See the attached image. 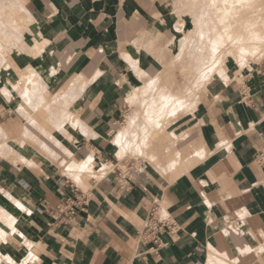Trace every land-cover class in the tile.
Returning <instances> with one entry per match:
<instances>
[{"label": "crops", "instance_id": "obj_1", "mask_svg": "<svg viewBox=\"0 0 264 264\" xmlns=\"http://www.w3.org/2000/svg\"><path fill=\"white\" fill-rule=\"evenodd\" d=\"M174 1L16 0L21 39L0 67V131L10 141L0 153V208L15 217L14 228L0 219L5 258L264 264V58L214 75L194 111L177 119L185 135L176 149L149 154L155 159L121 187L129 162L113 134L143 85L139 74H160L184 36ZM11 6L0 0L6 14ZM83 196L75 214L58 211ZM153 213L178 228L159 248L141 237Z\"/></svg>", "mask_w": 264, "mask_h": 264}, {"label": "rangeland", "instance_id": "obj_2", "mask_svg": "<svg viewBox=\"0 0 264 264\" xmlns=\"http://www.w3.org/2000/svg\"><path fill=\"white\" fill-rule=\"evenodd\" d=\"M174 2L175 3L173 5V16H174V20H176V22H175V28L178 31H182L180 33L181 35H186L189 32L188 30L194 28L195 24L193 22V19H192L191 14H189L187 12L188 8H186V6H184V2L185 1L184 0H175ZM15 4H16V0H12V6L9 7L10 11L7 14L5 13V10L7 9V7H1L0 8V16H2L0 18V20H1V22H0V67L5 63L7 53L11 49V44L12 43H16L17 44V43H19V41L21 39L20 36H19V33H17L15 31L16 28H18L19 26H22V23L18 22V20L16 19V18H19V17L14 18V16H18L19 15V12H18L17 8L14 6ZM184 11H186V13ZM10 15H12V17ZM12 20H13V22H12ZM19 20H21V19L19 18ZM184 21H185V26H184ZM179 25L182 28H179ZM183 38H184V36L182 38H180V40H176L173 43L172 47L169 50H167L166 53H167L169 62H167V64L165 65V69L160 74H158L156 76H150L148 73L147 74H144V72H141L139 74V76H140V78H141V80L143 82V85L140 86V87H138L136 89V91L133 93V95L135 96V97L133 96L134 97V100L130 103V106L128 107V111L126 112V117L124 118L122 124L120 125V129H119V131H120L123 127H125V125L128 124L127 122L129 120L127 118H128V116H131L129 118H133L132 120H134L133 129L131 131H134L135 130L132 133H135V132L136 133H135V135H132V133H131V135L128 137V139H127V144L128 145L127 144L125 145L126 148L122 152V155L120 154L121 150L119 149L120 150V152H119V158H120V160L123 159V158H125L129 163L133 162L135 165L139 166V168H142V165H144V163H151L149 160H154L155 159V158L149 157V154L155 153V154L159 155L162 152L164 153L165 150H168L169 153L173 152L176 149V142H177V140L179 138H181V137H184V135H185L184 132L183 133H178L175 130L177 119L179 117H181V116H184L185 114H188V113L194 111V109L196 108L197 103L199 101V98H198L199 97V94H200V92L203 89L206 88V86H207L208 82L210 81V79H212V77H214V75L218 74V71H219L220 74H221V72H223L222 74L226 73L228 71L229 67H238V69H239L238 73H242L246 68H249V66L252 63L251 62L252 58L255 59V57H256V56H254L252 58H249V57L253 56V54L246 52V56L248 54V57H247L248 59L246 61H243L246 58V57H244L245 56L244 55L245 52H240L239 51V52H237L235 54L239 55L238 53H240V56L243 54L242 56L244 57V59L241 58L242 56L239 57V56H237V55L234 54L236 57L234 55H231L232 59L230 60L231 63H229V65H224V64L220 63V61H217V62H214V63L210 64L209 65V67L211 66L210 68L207 67V66H206L205 69L203 68L206 72L204 70H201V69H198L196 71V69H195L190 74H186L185 71H184V66H182V63H180V58L182 56H184V50H182L183 53L180 50V48H181V41H182ZM166 49H168V48L166 47ZM210 52L213 53V51H210ZM210 57H213V56L210 55ZM233 57H235V59H238L237 57H239L240 60L238 59V61H237ZM263 57H264V55H263ZM255 60H252V61H255ZM258 60L260 61L261 59H257V61ZM176 62H177V64H176ZM216 63H218V64H216ZM221 64H222V66H219ZM212 65H214L215 69H214V67ZM217 65H218V67H216ZM180 69H181V71H180ZM167 70H169V71H167ZM215 70L217 72H215ZM176 71H178V72H176ZM212 72H215V73H213V76H211L212 75ZM200 73H201V75H200ZM205 74H206V76H205ZM209 74H211V75H209ZM171 75H172L173 78L171 77ZM31 77H33L35 80L41 78V76L34 69H32V75H31ZM169 77L171 78L170 80H171V83L172 84L170 83ZM158 78L160 79V81L159 82L157 81L158 82V84H157L156 83V80ZM195 78H197V79H195ZM208 78H209V81H208ZM165 79H167V80H165ZM175 82H176V84L179 87H177V85L175 84ZM192 82L193 83L195 82V83L193 84ZM151 84H153L155 86H153ZM180 84H181V86H180ZM198 84H200V85H198ZM151 86L154 87V88H152ZM180 88H182V89H180ZM147 89L149 90V92H148ZM164 89H166V90L164 91ZM158 90H160L161 92L158 91ZM168 90L171 93H172V91H173V93L176 92V91H178V93L176 92V93H174V95H176V97H178L181 100L182 104H184L183 107L181 106V108L180 107H175V110L177 112L174 111V107H172L173 106L172 101H171V103H169V105H168V103L165 104V102H164V99H165L164 98V94L166 92H169ZM198 92H199V94H198ZM158 93H159V95H157ZM179 93H181V94H179ZM187 93H189V94H187ZM190 93H191V95H190ZM154 94H156V95H154ZM196 94H198L197 97H195ZM152 95H153V97H152ZM160 95H162V96L160 97ZM187 95H189V97ZM154 98H155V100H154ZM147 100H149L150 102L147 101ZM134 101L136 102V104H135ZM162 102H164L162 104L164 106L160 105ZM186 103H188V104H186ZM146 104L149 105V106L151 105V106L150 107L149 106H146ZM135 105H136V107H135ZM165 105H168V106H165ZM170 105H171L172 108L170 107ZM142 106H143V108H142ZM161 106H162V109H161ZM184 107H186V108L184 109ZM135 109H136V111H135ZM137 109H138V111H137ZM167 109H169V110H167ZM182 110H184V113H183ZM135 112H136V114H135ZM165 112H166V114H164V116H162V114L165 113ZM132 113H133V115H130ZM137 113H138V116H137ZM146 113H148V114H146ZM168 113H169V116L167 115ZM140 114H141V116H140ZM134 115H136L135 118L132 117ZM160 116L163 117V118L165 117V118L164 119L163 118H160ZM166 117H167V119H166ZM158 119H160V120H158ZM148 122L151 125H149ZM161 122H167V124H169V128L166 129V130H164V131L161 130L162 129V127H160ZM158 123H160V124H158ZM145 124L148 125V126L146 127ZM157 126H158V128H157ZM142 127L144 129L141 130ZM138 128H140V129H138ZM149 128H150V130H149ZM143 130H144V132L141 133V131H143ZM154 130L157 131V132L159 131V133H158L159 135H157L155 141L150 145V144H148L149 143V137H151V134L154 133ZM143 133H145L146 135L143 134ZM113 135L115 137L116 132H114ZM132 136H133V138H132ZM136 137L137 138L140 137L138 140H142V141H140V142L137 141V138ZM147 137H148V139H147ZM134 138H135V140H134ZM129 139H131V140H129ZM7 141H9V140L7 138H4L3 133L0 131V153H2V151L5 150V147L4 146H5V143ZM132 142L134 143V146H133V143ZM138 142H139V144H138ZM170 143H173V144L170 145ZM135 145L136 146L139 145L140 150H139L138 147H137L138 149L137 148H134ZM144 145H146L148 147L145 148ZM125 152H126V154H125ZM133 152H134V154H133ZM121 168L126 169L127 168V164H125V163L123 164L122 163L121 164ZM4 209H5L4 207H1L0 208V219L3 220L4 222H6L11 227L14 228V220H15V217H13V216H5L3 214ZM5 235H6V232L0 226V239H3L5 237ZM5 259H7L9 261H12L14 264H20L18 262H15L14 260H12L10 257L5 258L4 255L2 254V252L0 251V264H5Z\"/></svg>", "mask_w": 264, "mask_h": 264}, {"label": "bare ground", "instance_id": "obj_3", "mask_svg": "<svg viewBox=\"0 0 264 264\" xmlns=\"http://www.w3.org/2000/svg\"><path fill=\"white\" fill-rule=\"evenodd\" d=\"M184 6H186V8H188L187 12L189 14H191L193 22L195 24L193 29L188 30V34L184 35V38L181 41V48L180 50H184V56H182L180 58V63H182V66H184V71L186 74H190L193 70L196 69V71L198 69L204 70L207 67H209L210 64L220 61V63L224 64V65H229V63H231V55H234L237 52H245L244 53V57L246 61L248 58V54L246 56V52L247 53H251L253 54V56L249 57L252 58L254 56L255 59L252 58V60L257 61V59H262L263 55H264V0H184ZM175 3V2H174ZM173 3V5H174ZM186 10V9H185ZM186 13V11H184ZM184 26H185V21H184ZM179 28L180 27L179 25ZM172 41V40H171ZM169 43V42H168ZM171 43V42H170ZM169 45V44H168ZM167 45V46H168ZM210 51H213L210 52ZM183 53V51H182ZM216 54V55H215ZM239 57L240 53H238ZM250 54V55H251ZM213 56V57H210ZM234 55V56H235ZM249 55V56H250ZM215 56V57H214ZM236 57V56H235ZM235 57H233L235 59ZM239 57H237L239 59ZM244 57L242 56L241 58L244 59ZM264 58V57H263ZM238 59H235L238 61ZM240 60V59H239ZM251 60V62H252ZM259 61V60H258ZM177 64V62H176ZM218 64V63H216ZM215 64V65H216ZM219 65V66H222ZM177 66V65H176ZM214 67V65H212ZM211 67V66H210ZM209 67V68H210ZM218 67V65L216 66ZM204 68V69H203ZM222 68V67H221ZM183 69V68H182ZM213 69V68H212ZM215 69V67H214ZM219 69V68H218ZM223 69V68H222ZM221 69V70H222ZM227 69V68H226ZM170 70V69H169ZM167 70V71H169ZM172 70V69H171ZM181 71V69H180ZM195 71V72H196ZM200 71V70H199ZM205 71V70H204ZM210 71V70H209ZM214 71V70H213ZM224 71V70H223ZM178 72V71H176ZM206 72V71H205ZM208 72V71H207ZM215 72H217L215 70ZM212 75L213 76V73ZM198 73V72H197ZM223 72H221L222 74ZM173 74V73H172ZM176 74V73H175ZM174 74V75H175ZM203 74V73H202ZM218 74L220 75L219 71ZM168 75V74H167ZM166 75V76H167ZM173 75V76H174ZM183 75V74H182ZM201 75V73H200ZM196 76V75H195ZM206 76V74H205ZM172 77V75H171ZM183 77V76H182ZM185 77V76H184ZM198 77V76H197ZM203 77V76H202ZM162 78V77H161ZM173 78V77H172ZM176 78V77H175ZM178 78V77H177ZM210 78V77H209ZM208 78V81H209ZM213 78V77H212ZM159 79V78H158ZM156 80V83L158 84L159 80ZM171 78L169 77V80ZM197 79V78H195ZM167 80V79H165ZM176 80V79H175ZM211 80V79H210ZM158 81V82H157ZM200 81V80H199ZM205 81V80H204ZM155 83V82H154ZM171 83V80H170ZM181 83V82H180ZM193 83V82H192ZM195 83V82H194ZM193 83V84H194ZM209 83V82H208ZM161 84V83H160ZM172 84V83H171ZM176 84V82H175ZM174 84V85H175ZM186 84V83H185ZM153 85V84H151ZM177 85V84H176ZM200 85V84H198ZM202 85V84H201ZM155 86V85H153ZM166 86V85H165ZM173 86V85H172ZM181 86V84H180ZM204 86V85H203ZM206 86V85H205ZM152 87V86H151ZM157 87V86H156ZM155 87V88H156ZM168 87V86H167ZM177 87H179L177 85ZM197 87V86H196ZM154 88V87H152ZM151 88V89H152ZM164 88V87H163ZM194 88V87H193ZM150 89V88H149ZM168 89V88H167ZM182 89V88H180ZM148 90V89H147ZM166 89H164L165 91ZM172 90V89H171ZM191 90V89H190ZM141 91V90H140ZM160 91V90H158ZM169 91V90H168ZM180 91V90H179ZM195 91V90H194ZM149 92V90H148ZM153 92V91H152ZM157 92V91H156ZM161 92V91H160ZM163 92V91H162ZM178 93V91H176ZM174 92V93H176ZM151 93V92H150ZM155 93V92H154ZM165 93V92H164ZM173 91L172 93L166 92L164 94V102L165 104L168 103H173L174 107V111L175 107H183L184 104H182L181 100L176 97V95H174ZM183 93V92H182ZM181 94V93H179ZM189 94V93H187ZM199 94V92H198ZM198 94L195 95V97L198 96ZM156 95V94H154ZM159 95V93L157 94ZM191 95V93H190ZM134 95L132 94L130 96V98L128 99L129 103H131L134 100ZM162 95H160L161 97ZM189 97V95H187ZM151 97V96H150ZM153 97V95H152ZM186 97V96H185ZM184 97V98H185ZM194 97V98H195ZM199 98V97H198ZM158 99V98H157ZM163 99V98H162ZM161 99V100H162ZM137 100V99H136ZM155 100V98H154ZM195 100V99H194ZM149 101V100H147ZM152 101V100H151ZM135 102V101H134ZM150 102V101H149ZM164 102H162L160 105H162ZM189 102V101H188ZM153 103V102H152ZM196 103V102H195ZM136 104V102H135ZM145 104V103H144ZM150 104V103H149ZM156 104V103H155ZM188 104V103H186ZM165 105V106H168ZM191 105V104H190ZM196 105V104H195ZM144 106V105H143ZM142 106V108H143ZM146 106H149L146 104ZM151 106V105H150ZM149 106V107H150ZM164 106V105H162ZM161 106V109H162ZM136 107V105H135ZM148 107V108H149ZM171 107V105H170ZM171 107V108H172ZM189 107V106H188ZM192 107V106H191ZM145 108V107H144ZM166 108V107H165ZM186 107H184L185 109ZM152 109V108H151ZM155 109V108H154ZM153 109V110H154ZM159 109V108H158ZM170 109V108H169ZM167 109V110H169ZM178 109V108H177ZM148 110V109H147ZM136 111V109H135ZM138 111V109H137ZM151 111V110H150ZM163 111V110H162ZM184 113V110H182ZM160 112V111H159ZM172 112V111H171ZM177 112V111H176ZM139 113V112H138ZM137 113V116H138ZM162 113V112H161ZM136 114V112H135ZM148 114V113H146ZM160 114V113H159ZM165 113L162 114V116H164ZM173 114V113H172ZM130 115H133L130 114ZM161 115V114H160ZM169 116V113L167 114ZM175 115V114H174ZM141 116V114H140ZM148 116V115H147ZM166 116V115H165ZM167 116V117H168ZM131 116H128V124L125 125V127H123L118 134L114 137V143L117 144V146L120 148V150L118 152H120V154L122 155V152L124 151V149L126 148L125 145L127 144V139L128 137L131 135L132 132L131 131L133 129V123L134 120H132L133 118H129ZM132 117H136V115L132 116ZM143 117V116H142ZM151 117V116H150ZM166 117V119H167ZM146 118V117H145ZM160 118H163L160 116ZM165 118V117H164ZM163 118V119H164ZM137 119V118H136ZM153 119V118H152ZM145 120V119H144ZM160 120V119H158ZM138 121V120H137ZM143 121V120H142ZM139 122V121H138ZM145 122V121H144ZM136 123V122H135ZM149 123V122H148ZM154 123V122H153ZM138 124V123H137ZM144 124V123H143ZM160 124V123H158ZM140 125V124H139ZM142 125V124H141ZM146 125V124H145ZM149 125H151L149 123ZM153 125V124H152ZM136 126V125H135ZM148 125H146L147 127ZM145 127V126H144ZM151 127V126H150ZM153 127V126H152ZM156 127V126H155ZM160 127H162L161 130H166L169 128V124H167V122H161ZM135 128V127H134ZM158 128V126H157ZM136 129V128H135ZM140 129V128H138ZM144 129L143 127L141 128V130ZM148 129V128H147ZM146 130V129H145ZM150 130V128H149ZM139 131V130H138ZM140 132V131H139ZM144 132L141 131V133ZM150 132V131H149ZM161 132V131H160ZM136 133V132H135ZM135 133H132V135H135ZM159 131H155L154 133L151 134V137H149V143L148 144H152ZM145 134V133H143ZM142 134V135H143ZM146 135V134H145ZM138 136V135H137ZM141 137V136H140ZM139 137V138H140ZM146 137V136H145ZM133 138V136H132ZM137 138V137H136ZM139 138H137V141H142V140H138ZM145 139V138H144ZM148 139V137H147ZM131 140V139H129ZM135 140V138H134ZM138 142V144H139ZM133 143V142H132ZM144 143V142H143ZM142 143V144H143ZM147 144V143H146ZM147 144V145H148ZM128 145V144H127ZM134 146V143H133ZM143 146V145H142ZM145 148L148 147L146 145H144ZM132 147V146H131ZM139 148V145L136 146L134 148ZM137 148V149H138ZM140 150V148H139ZM145 150V149H144ZM117 152V153H118ZM126 154V152H125ZM134 154V152H133ZM118 155V154H117ZM122 157V156H121ZM92 159V155L90 157ZM89 158V159H90ZM88 160V159H87ZM87 163H89V161H85ZM86 163V165H87ZM83 164V163H82ZM81 167V166H80ZM87 167V166H86ZM83 168V167H81ZM3 214L5 216H13L9 211L4 210Z\"/></svg>", "mask_w": 264, "mask_h": 264}, {"label": "built area", "instance_id": "obj_4", "mask_svg": "<svg viewBox=\"0 0 264 264\" xmlns=\"http://www.w3.org/2000/svg\"><path fill=\"white\" fill-rule=\"evenodd\" d=\"M264 140V135H263ZM259 162L261 164L264 163V151H262L259 156ZM141 168L139 166L135 165L133 162L127 163L126 169H119L118 177H120L124 183V185H121V187L128 188L131 183L130 181L133 179V176L139 172ZM83 195V193H82ZM88 198L83 196V200L79 198L71 199L69 198L68 202L64 206V208H58V211L62 212L63 214L72 215L75 214L76 206L79 205L81 202L85 203L87 202ZM39 212H43L44 210L42 208H38ZM49 213L52 216H55L57 213V210H51ZM178 231L177 225L174 221L168 220V219H161L158 216L153 213L150 219L146 222V225L144 229L141 232V237L145 243H153L156 245L157 248L162 246V236L165 233L168 234H175Z\"/></svg>", "mask_w": 264, "mask_h": 264}]
</instances>
